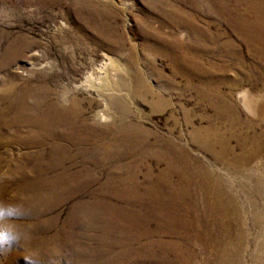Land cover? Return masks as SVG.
I'll list each match as a JSON object with an SVG mask.
<instances>
[{"label":"rangeland","instance_id":"rangeland-1","mask_svg":"<svg viewBox=\"0 0 264 264\" xmlns=\"http://www.w3.org/2000/svg\"><path fill=\"white\" fill-rule=\"evenodd\" d=\"M160 1L0 0V202L25 213L4 264H264V122L236 99L264 94L260 63L226 8L197 6L212 42ZM131 161L164 208L102 198Z\"/></svg>","mask_w":264,"mask_h":264},{"label":"bare ground","instance_id":"bare-ground-1","mask_svg":"<svg viewBox=\"0 0 264 264\" xmlns=\"http://www.w3.org/2000/svg\"><path fill=\"white\" fill-rule=\"evenodd\" d=\"M209 1H211V5L217 10L226 8V12L223 15L224 18L228 21L238 40L246 47L248 54L254 56L259 61L260 65L258 64V66L264 76V0ZM203 2V0H185V4L189 5L191 10H187L184 6H180L170 0H161L160 4L162 8L170 12V23L172 25L187 27L198 34L203 33L204 36L215 42L218 39L217 34L212 33L209 28H202L197 24L198 16L196 12L199 10L197 6L199 4L203 5ZM185 37V33L181 32L180 38L184 39ZM190 50L187 47L182 49L181 53L183 54L184 64L192 71L196 67L197 62ZM99 92L105 98V101H107L110 94L108 92V94L102 91ZM236 99L252 119L264 122V94L253 93L251 89L245 88L237 93ZM107 107L108 105L105 104V109ZM140 164L144 163L131 161L128 163L127 171L123 174H121V171H123L122 167L111 170V176L107 182L106 191L102 193V198L109 199L106 196H109L110 193L120 201H152L158 203L156 206L164 208L166 199L164 193L158 189V182L163 183L165 179L155 178L152 171L147 170L143 175V180L140 181L138 174ZM77 178L80 181L79 187L87 186L96 180H85L82 175H78ZM63 182L64 185H72L74 181L69 178ZM95 208L100 212L102 218L116 215L117 212L116 206L110 202L99 203ZM120 221L122 224L117 222L120 227L117 231H129L131 224H133L132 220L124 218ZM131 241H136L135 236L132 235Z\"/></svg>","mask_w":264,"mask_h":264},{"label":"clouds","instance_id":"clouds-1","mask_svg":"<svg viewBox=\"0 0 264 264\" xmlns=\"http://www.w3.org/2000/svg\"><path fill=\"white\" fill-rule=\"evenodd\" d=\"M24 215L20 206L0 202V257L6 256L25 239L24 233L15 224V221ZM0 264H4L2 259H0Z\"/></svg>","mask_w":264,"mask_h":264}]
</instances>
